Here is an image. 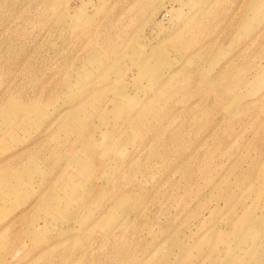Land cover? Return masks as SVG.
Masks as SVG:
<instances>
[{"label": "rangeland", "instance_id": "1", "mask_svg": "<svg viewBox=\"0 0 264 264\" xmlns=\"http://www.w3.org/2000/svg\"><path fill=\"white\" fill-rule=\"evenodd\" d=\"M0 264H264V0H0Z\"/></svg>", "mask_w": 264, "mask_h": 264}, {"label": "bare ground", "instance_id": "2", "mask_svg": "<svg viewBox=\"0 0 264 264\" xmlns=\"http://www.w3.org/2000/svg\"><path fill=\"white\" fill-rule=\"evenodd\" d=\"M117 94V93H116ZM126 95H123L122 97L124 98ZM116 101H118V100H116ZM115 102V101H114ZM130 102H135L134 100H129L128 102H127V104H126V106H128V103L130 104ZM122 103H124V102H121V101H118V102H115L114 103V109H115V111H117V112H120L121 110H122V106H123V104ZM110 111V110H109ZM108 111V112H109ZM107 112V113H108Z\"/></svg>", "mask_w": 264, "mask_h": 264}, {"label": "built area", "instance_id": "3", "mask_svg": "<svg viewBox=\"0 0 264 264\" xmlns=\"http://www.w3.org/2000/svg\"><path fill=\"white\" fill-rule=\"evenodd\" d=\"M167 16H168L167 13H165V15L163 16V18H164V17H167Z\"/></svg>", "mask_w": 264, "mask_h": 264}]
</instances>
